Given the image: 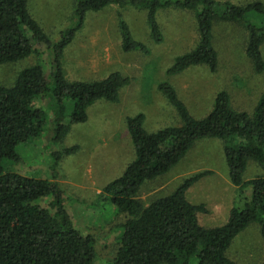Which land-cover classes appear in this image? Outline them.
Returning a JSON list of instances; mask_svg holds the SVG:
<instances>
[{"label": "trees", "instance_id": "trees-1", "mask_svg": "<svg viewBox=\"0 0 264 264\" xmlns=\"http://www.w3.org/2000/svg\"><path fill=\"white\" fill-rule=\"evenodd\" d=\"M77 1L76 24L53 42L32 16L28 0H0V65L40 54L39 47L47 48L51 61L49 71L43 63H36L23 68L12 85L0 84V264H96L95 238L75 227L58 182L13 169L23 160L21 146L45 133L50 134L54 145L61 142L72 124L87 120L89 106L99 99L117 101L120 88L130 81L120 72L100 80L66 79L64 51L83 25L87 11H99L110 4L143 6L149 11L150 35L159 44L164 36L157 11L167 7L193 10L199 41L193 50L176 59L169 74L200 64L208 65L212 72L217 70L215 18L244 19L250 10L264 15L260 2L239 6L218 0ZM120 20L123 50L147 53L146 45L136 41L127 23ZM248 29L246 52L256 71L262 72L264 25L257 27L249 22ZM159 87L178 110L182 123L150 132L144 127L143 113L127 117L135 157L122 175L101 191L115 210L127 217L111 264H237L227 254L236 236L257 223L264 237V176L244 178L251 160L264 168V93L249 113L233 109L229 94L220 91L211 112L196 118L173 86L161 83ZM204 138L224 141L230 181L237 188V201L228 221L216 227L202 226L198 213L206 210L205 205L187 199L188 189L211 171L187 177L169 195L155 198L148 205L138 198L146 181L169 172L195 142ZM77 149L66 148L64 152ZM53 154L58 160L62 153Z\"/></svg>", "mask_w": 264, "mask_h": 264}, {"label": "rangeland", "instance_id": "rangeland-1", "mask_svg": "<svg viewBox=\"0 0 264 264\" xmlns=\"http://www.w3.org/2000/svg\"><path fill=\"white\" fill-rule=\"evenodd\" d=\"M218 1L239 6L260 2L264 6V0ZM77 4V0H28L32 16L53 42L65 29L76 24ZM93 12L89 10L86 15ZM148 14V9L143 6L119 7L115 4L104 11L106 17L103 20L99 13L88 17L89 31L79 32L64 51L62 66L66 79L100 80L112 72H120L130 81L120 88L117 101L99 99L89 106L87 120L72 124L61 142L54 145L49 140L50 134L45 133L40 139L21 146L19 154L23 160L13 167L24 175L58 182L75 227L95 238L96 264H111L122 225L127 219L101 193L109 182L122 175L135 157L127 117L143 113L144 127L150 132L180 125L182 120L178 110L160 90L161 83L173 86L196 118L211 112L220 91L229 94L233 109L249 113L264 93V70L256 71L253 59L246 52L250 39L248 24L263 26V14L250 10L244 19L224 21L215 18L213 45L218 54L217 70L212 72L208 65L200 64L176 74H169L168 69L179 56L193 50L199 41L195 12L177 7L160 9L157 21L164 40L159 44L150 35ZM118 16L127 23L133 38L146 45L147 53L140 49L122 50ZM81 28L87 29V25ZM38 49L40 54L1 64L0 84L12 85L23 68L36 63H43L49 71V51L46 47ZM261 51L264 57V40ZM75 146L78 149L72 153L64 152ZM223 147L221 139L198 140L169 172L146 181L138 198L148 205L155 198L169 195L187 177L211 171L188 189L187 199L193 204L205 205L206 210L198 213L202 226L225 224L237 201V188L230 181ZM54 152L62 153L58 160H55ZM255 176H264V168L251 160L244 178L248 180ZM48 201L45 200L44 205L47 206ZM227 254L237 264H264V237L259 225L251 223L238 234Z\"/></svg>", "mask_w": 264, "mask_h": 264}, {"label": "crops", "instance_id": "crops-1", "mask_svg": "<svg viewBox=\"0 0 264 264\" xmlns=\"http://www.w3.org/2000/svg\"><path fill=\"white\" fill-rule=\"evenodd\" d=\"M115 4H110V5H108V7L106 8V9H104V10H101V11H94L93 13H99L100 14V18L103 20L106 16L104 15V11H106V10H108V9H110L111 7H113ZM161 9H163V8H161ZM160 10V9H159ZM159 10L157 11V14L159 13ZM93 13H91V14H93ZM91 14H88V15H86V18H85V21H84V24H83V26L84 25H87V29H80L78 32H76V35H75V37L77 36V34L79 33V32H82V31H89V29H88V26H89V24H88V17L91 15ZM109 17V16H108ZM119 17V16H118ZM103 24V22H101V24L100 25H102ZM103 31H106V30H103ZM120 35L122 36V34L120 33ZM122 39V38H121ZM123 44V43H122ZM122 50H123V48H122ZM123 88V87H122ZM121 90V89H120ZM119 90V91H120Z\"/></svg>", "mask_w": 264, "mask_h": 264}]
</instances>
